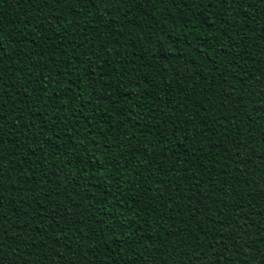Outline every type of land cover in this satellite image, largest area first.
Wrapping results in <instances>:
<instances>
[{
	"label": "trees",
	"instance_id": "trees-1",
	"mask_svg": "<svg viewBox=\"0 0 264 264\" xmlns=\"http://www.w3.org/2000/svg\"><path fill=\"white\" fill-rule=\"evenodd\" d=\"M0 264H264V0H0Z\"/></svg>",
	"mask_w": 264,
	"mask_h": 264
},
{
	"label": "snow or ice",
	"instance_id": "snow-or-ice-1",
	"mask_svg": "<svg viewBox=\"0 0 264 264\" xmlns=\"http://www.w3.org/2000/svg\"><path fill=\"white\" fill-rule=\"evenodd\" d=\"M101 2H103V0H101Z\"/></svg>",
	"mask_w": 264,
	"mask_h": 264
}]
</instances>
